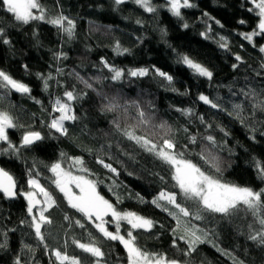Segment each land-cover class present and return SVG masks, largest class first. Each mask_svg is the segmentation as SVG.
Returning a JSON list of instances; mask_svg holds the SVG:
<instances>
[{
  "label": "trees",
  "instance_id": "16d2710c",
  "mask_svg": "<svg viewBox=\"0 0 264 264\" xmlns=\"http://www.w3.org/2000/svg\"><path fill=\"white\" fill-rule=\"evenodd\" d=\"M38 2L46 20L27 25L16 22L0 7V28L11 41L9 45L0 42V70L31 89L30 94L0 90V110L8 111L21 125L8 130V135L17 146L27 132L37 131L43 137L29 148H20L18 155H0V167L15 178L18 191H28L30 177L37 179L55 203L46 213L51 224L42 229H46V251L31 229L21 225L22 220L30 219L23 196L8 200L0 194V231L16 229L8 232L7 250L0 249V264H14L18 255L25 264H59L53 249L81 264H97L98 258L73 243V239L88 243L90 235L104 253L100 264L129 263L127 251L118 241L104 238L69 206L50 171L55 163L94 180L99 194L117 210L152 219L154 227L150 231L133 230L135 244L143 251L175 259L179 264H264V245L249 239L259 224L243 205L231 216L205 213L203 220L192 219L191 223L207 235L195 251L185 255L188 244L179 239V230L174 231L176 221L152 203L161 191L175 192L178 201L183 202L172 179V167L124 134L126 129L134 130L137 136L162 143L165 131L160 124H166L171 129L168 137L175 143L170 151L183 154L184 159L222 182L264 190L259 171L264 166V53L259 51L264 36L254 37L255 47L241 37L240 33L251 32L258 23V17L247 11L250 5L246 0H191L195 7L181 10L183 20L171 15L165 0H151L157 8L155 13L145 12L132 0L119 6L114 0ZM60 16L74 21L71 37L46 22ZM242 19L247 23L240 24ZM184 23L189 25L187 29ZM208 25L211 31L205 39L201 33ZM221 35L228 40L227 50L217 43ZM117 45L129 51L120 54ZM59 53L65 58L56 59ZM181 55L208 67L214 73L213 79L198 77L178 63ZM237 55L240 61L235 60ZM104 62L122 70L121 80L111 79L113 73ZM139 68L150 69L149 75H129ZM153 68L171 74L173 85L155 76ZM37 73L43 77L51 74L47 90ZM69 90L80 99L71 102L76 119L64 122L67 133L62 135L50 127L53 118L59 117L52 108L55 99L63 100ZM200 94L209 96L224 110L203 104L198 100ZM112 99L119 102V107L108 110ZM236 104L241 105L239 111L234 108ZM209 135L215 146L206 139ZM2 147L5 145L0 144ZM208 152L219 158L220 172L201 159ZM75 159L83 161L86 172L79 171L81 166L74 165ZM105 164L115 168L116 173ZM76 220L85 228L78 227ZM128 230L130 226L122 222L121 234L126 236Z\"/></svg>",
  "mask_w": 264,
  "mask_h": 264
},
{
  "label": "snow or ice",
  "instance_id": "6c2138e0",
  "mask_svg": "<svg viewBox=\"0 0 264 264\" xmlns=\"http://www.w3.org/2000/svg\"><path fill=\"white\" fill-rule=\"evenodd\" d=\"M128 2V0H114L115 5L119 6ZM133 3L141 7L145 12L155 13L157 8L152 4L151 0H132ZM246 3L250 5L247 11L255 14L258 17V23L256 28L248 33H240L241 37L248 41L255 47L254 37L264 36V0H246ZM167 10L172 16L183 20L182 9L193 8L195 5L191 0H167ZM0 7L4 11L11 14L14 20L20 24L27 25L30 21H45L46 17L44 11L38 2V0H0ZM33 10H36L35 12ZM38 13V14H37ZM204 16L209 20H214L208 13H204ZM47 23L52 24L71 37L73 35L74 21L70 18L60 16L54 19H48ZM66 22V25H65ZM140 23V21H137ZM220 27H223L219 21H215ZM240 24H246L247 21L240 20ZM183 28L187 29L189 25L184 23ZM211 31V25H208L206 32L201 35L207 39L208 32ZM166 32H162V35H166ZM0 42L9 45L10 39L6 36L4 28H0ZM221 49H228V40L223 35L219 36L217 41ZM116 51L120 54L127 53L129 50L126 48L116 47ZM261 53H264V46L259 48ZM65 58L63 53L56 54V59ZM236 61H240L239 55L235 56ZM178 63L183 64L192 73L198 77L206 78L211 81L214 73L206 66L199 62L194 61L188 55H181L178 57ZM105 66L109 68V71L113 73L111 79L113 81L121 80L124 73L120 69L109 67L106 62ZM27 69V65L24 66ZM236 67V65H233ZM59 71V69H57ZM155 76L162 78L167 82L168 86H172L174 77L158 68L151 70ZM150 69L139 68L130 71L129 75L132 77H146L149 75ZM37 77L43 80V86L45 90L48 89V81L52 79L51 74L47 77H43L37 73ZM87 87H91V84L85 81ZM0 90H14L20 94H30L31 89L26 84L17 81L4 71L0 70ZM172 91H176L175 87H172ZM252 95H255L252 93ZM80 99V96L69 90L65 92V97L62 100L57 98L54 101L52 111L59 113L58 118H53L50 127L56 132L62 135L67 133L65 128V121H74L76 116L73 114L72 103L75 100ZM198 100L205 105H209L213 109L223 111L216 102L211 100L209 96L200 94ZM39 103V101H37ZM119 107V102L116 99L109 101L108 110H114ZM234 108L239 111L241 105L236 104ZM144 117L145 114L141 113ZM201 119H203L201 117ZM21 127L14 117L5 110H0V144L5 147L0 148V155L7 154H19L20 148H29L35 143L41 141L43 137L40 132L30 131L23 135L21 144L19 146L12 143L9 138L8 130ZM160 128L165 131V136L162 137V143H156L146 138L137 136L134 130H125L124 134L130 139L135 140L141 147L147 151L154 153L158 158L169 164L174 170L172 179L175 181V187L179 189V195L182 197L183 202L178 201V194L175 192L161 191L156 199L152 201L157 207L163 211H167L168 215L176 221V229L179 230L182 235L179 237L181 240H185L188 244V250L184 253L190 255L195 251V247L198 243L203 242L206 232H202L196 225L191 223V220H203L205 219V213L208 214H221L223 216H231L236 214L240 210V206L243 205L247 210H250L252 215L256 217V221L259 224V229L252 230L249 236L254 242L260 245H264V190L254 191L250 187H241L233 184L222 182L219 178L207 174L196 163L190 160H186L183 154H177L170 151L175 148L174 141L168 137L171 129L161 123ZM223 130V129H222ZM225 135L227 133L225 132ZM209 143L215 146L216 142L214 138L209 135L206 137ZM192 141L195 142V137H192ZM201 159L211 163L217 172L221 171L220 161L217 156L208 152L207 155H201ZM103 163V161H100ZM74 165L81 166L80 172H86L87 169L83 168V161L75 159ZM111 172L116 173V169L109 164L104 165ZM50 171L53 173L55 180V186L64 197L67 199L69 206L81 213L82 216L91 223L95 229L102 234V236L111 241H118L128 254L129 264H179L175 259L169 260L165 256L158 253H149L141 250L135 244L136 237L133 235V230L143 229L150 231L154 227V221L149 218H145L132 211H119L109 200L105 199L97 191L96 182L92 179H88L85 175L73 174L70 170L62 168L60 163L51 165ZM261 178L264 179V166L259 168ZM163 179V178H162ZM30 191H18L17 182L15 178L4 168L0 167V194L5 199L14 200L17 196H23L26 203V216L30 219L22 220L21 225H26L34 233L36 240L48 251V244L46 242V229L42 231L45 225L51 224V220L46 213L49 208L53 206L55 201L52 195L41 183L35 178H29L27 181ZM75 188L78 191H73ZM163 201L165 204H161ZM171 206L175 211H170L167 206ZM111 217V223L114 225L115 231H109L107 225L110 223L106 217ZM69 217L65 216V220ZM125 222L130 226V230L127 231L126 236L121 234V225ZM75 224L81 229L85 228V224L80 220H76ZM250 230L252 226H249ZM16 229H5L0 231V249L7 250L8 248V232L15 231ZM200 233V234H198ZM73 243L79 249L85 253H89L91 256L98 258L97 264H100V258L104 256L101 248L96 245L95 241L91 239L90 242L82 243L77 239H73ZM173 245L176 246L174 240ZM25 247L31 252L33 249L25 245ZM59 264H81V261L74 257H70L67 254H63L60 250H51ZM14 264H25L21 256H17L14 260ZM242 264V262H240Z\"/></svg>",
  "mask_w": 264,
  "mask_h": 264
},
{
  "label": "rangeland",
  "instance_id": "374dc122",
  "mask_svg": "<svg viewBox=\"0 0 264 264\" xmlns=\"http://www.w3.org/2000/svg\"><path fill=\"white\" fill-rule=\"evenodd\" d=\"M166 2H167V0H165ZM34 11V10H33ZM10 130V129H9ZM173 173H174V170H173ZM53 177H54V175H53ZM55 178V177H54ZM31 189H28V191H30ZM73 191H78V190H76L75 188H73ZM106 219L107 220H109L110 221V223L107 225V227H108V229H109V231H115V228H114V225L111 223V217L109 216V217H106ZM124 223V222H123ZM123 246V245H122ZM124 248V247H123ZM124 250H125V248H124ZM129 264V263H128Z\"/></svg>",
  "mask_w": 264,
  "mask_h": 264
}]
</instances>
